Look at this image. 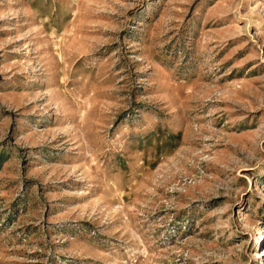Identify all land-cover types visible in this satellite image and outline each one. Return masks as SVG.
Returning <instances> with one entry per match:
<instances>
[{
    "label": "rangeland",
    "instance_id": "1",
    "mask_svg": "<svg viewBox=\"0 0 264 264\" xmlns=\"http://www.w3.org/2000/svg\"><path fill=\"white\" fill-rule=\"evenodd\" d=\"M0 264H264V0H0Z\"/></svg>",
    "mask_w": 264,
    "mask_h": 264
}]
</instances>
